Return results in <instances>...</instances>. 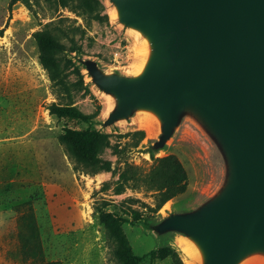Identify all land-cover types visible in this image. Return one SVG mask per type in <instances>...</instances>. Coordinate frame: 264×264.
<instances>
[{"label":"rangeland","instance_id":"374dc122","mask_svg":"<svg viewBox=\"0 0 264 264\" xmlns=\"http://www.w3.org/2000/svg\"><path fill=\"white\" fill-rule=\"evenodd\" d=\"M9 1L0 0V264H179L173 251L187 264L180 245L195 251L186 240L175 234L159 241L144 222L195 203L211 180L210 158L186 128L165 150L149 153L157 126L147 117L101 130L97 121L111 101L73 58L81 53L107 68L137 70L145 42L116 23L108 0L91 12L55 0L35 1L32 8L21 1L9 7ZM58 18L77 28L53 80L39 61L33 32ZM51 103L99 114L90 121L51 114ZM93 128L109 135L97 155L110 168L88 174L74 169L59 137L67 129ZM138 130L145 132L139 142ZM171 153L183 162L188 185L154 213L161 184L156 170Z\"/></svg>","mask_w":264,"mask_h":264},{"label":"water","instance_id":"95a60500","mask_svg":"<svg viewBox=\"0 0 264 264\" xmlns=\"http://www.w3.org/2000/svg\"><path fill=\"white\" fill-rule=\"evenodd\" d=\"M116 23L145 42L137 70L74 53L111 106L101 130L154 120L146 151L189 129L210 158L208 186L189 206L144 226L186 240L196 264L264 260V0H108Z\"/></svg>","mask_w":264,"mask_h":264},{"label":"trees","instance_id":"16d2710c","mask_svg":"<svg viewBox=\"0 0 264 264\" xmlns=\"http://www.w3.org/2000/svg\"><path fill=\"white\" fill-rule=\"evenodd\" d=\"M18 1H21L28 7L32 8L33 2L38 0H10L9 7H12ZM55 1L58 5H71L73 8L83 6L90 12L100 3L99 0ZM76 28V26L71 24L63 25V18H58L48 21L43 28L33 32V37L39 49V61L42 66L47 69L50 78L53 80H55L58 74V60L67 49L66 40L73 38L72 36L76 34ZM74 50L75 49L72 47L69 51L73 52ZM69 62L75 64L72 59H69ZM76 67L82 76L83 74L81 73L79 66L76 65ZM49 109L51 114H70L86 121L94 119L99 114V110L86 114L75 107L60 106L56 103H51ZM135 134L138 135V142L145 136L144 130H138ZM108 138L109 135L107 133L101 132L96 128L86 130L67 129L59 137L66 154L73 160L74 169L88 174H95L100 170L110 168V163L100 160L97 155L98 150L108 144ZM156 173L160 175L159 182L161 184H159L160 187L158 189L160 190V193L157 196L156 204L154 207L150 208L154 213L158 212L169 199L184 192L188 185L187 170L176 154L171 153L161 157L160 165L157 168ZM165 249H167L166 246L159 251H164ZM156 252L157 250H152L148 252V256L155 255ZM173 252L176 255L177 262L182 264L177 252ZM49 264L62 263L60 261H52Z\"/></svg>","mask_w":264,"mask_h":264},{"label":"bare ground","instance_id":"6f19581e","mask_svg":"<svg viewBox=\"0 0 264 264\" xmlns=\"http://www.w3.org/2000/svg\"><path fill=\"white\" fill-rule=\"evenodd\" d=\"M112 14L113 16L115 15L114 10L112 9ZM181 249L183 250L184 253V259L186 261L187 264H196V262H194L195 260V254L193 252V250L186 244H182L180 245Z\"/></svg>","mask_w":264,"mask_h":264}]
</instances>
